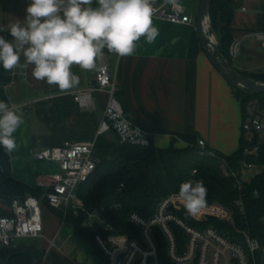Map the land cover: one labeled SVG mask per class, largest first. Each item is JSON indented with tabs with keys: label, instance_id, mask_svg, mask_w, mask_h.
Masks as SVG:
<instances>
[{
	"label": "crops",
	"instance_id": "obj_1",
	"mask_svg": "<svg viewBox=\"0 0 264 264\" xmlns=\"http://www.w3.org/2000/svg\"><path fill=\"white\" fill-rule=\"evenodd\" d=\"M176 1L184 5L193 22L177 23L153 16L159 30L154 43L147 44L141 38L136 54L127 58L105 50L90 74L79 66L75 71L72 66L80 84L69 93L34 79L31 66L24 76L18 70L12 72L18 71V75L5 86L8 99L4 102L22 114L24 123L14 133L17 148L10 153L11 173L16 180L42 189L37 197L44 229L43 235L19 237L6 247L0 243V264H110L98 244L85 234H77L67 214L62 216L61 208L48 203L47 181L60 167L36 155L48 146L96 140L109 98L107 89L94 86L103 63H109L113 70L118 97L127 114L153 132L154 145L183 147L189 143L183 135L196 134L224 154L239 149L245 121L241 101L203 49L196 14ZM230 2L232 42H239L232 62L240 71L260 72L259 67L264 66V40L256 33H264V0ZM79 89L90 90L88 105L75 99ZM13 199L9 186L0 181V214H12Z\"/></svg>",
	"mask_w": 264,
	"mask_h": 264
},
{
	"label": "trees",
	"instance_id": "obj_2",
	"mask_svg": "<svg viewBox=\"0 0 264 264\" xmlns=\"http://www.w3.org/2000/svg\"><path fill=\"white\" fill-rule=\"evenodd\" d=\"M211 22L219 39L224 55L232 61L230 44L233 41V29L230 20L233 8L230 0H212L210 7ZM220 21L223 24H220ZM240 71V70H239ZM243 74L264 81V71L243 72ZM12 72L0 67V100L8 99L5 86L13 76ZM233 86L236 97L241 101L243 116L247 117V103L258 99L264 107V92H248ZM243 130V128H242ZM189 143L183 147L171 145L158 147L122 143L115 130L100 133L96 138L95 155L97 166L92 175L78 187V194L85 202L86 210L74 214L69 211L66 219L70 220L77 234H85L95 244V233L86 223L88 210L99 211L102 221L95 219L100 231L104 233H126L130 237H141L140 228L129 218L131 211H137L145 217H151L158 203L167 195L178 192L181 182L192 179L203 181L207 188V203H218L228 208L233 221L209 216L206 220H196L189 216L184 208L175 212L191 224L204 227L213 225L233 240L243 242L244 231L259 239L264 245V141L256 154H244L246 146H252L246 139L245 131L241 135L240 147L233 154H224L217 149H202L196 134H184ZM222 157H225L233 169L243 173L244 161L254 163L259 170L249 179H243L242 187L235 182V177L224 169ZM195 170V171H194ZM0 181L9 186L12 197L24 199L28 194L38 196L41 188H33L16 180L11 173L10 153L0 147ZM123 184V186H121ZM241 201L239 205L237 202ZM101 206L105 208L102 210ZM60 214L64 216L61 209ZM105 224L112 229L105 231ZM181 248L186 244V234L180 226H174ZM158 243L159 264H175L168 254V241L160 229L154 227ZM262 250L257 253L260 263Z\"/></svg>",
	"mask_w": 264,
	"mask_h": 264
},
{
	"label": "built area",
	"instance_id": "obj_3",
	"mask_svg": "<svg viewBox=\"0 0 264 264\" xmlns=\"http://www.w3.org/2000/svg\"><path fill=\"white\" fill-rule=\"evenodd\" d=\"M153 8V16L177 23L194 21L193 17L186 13L184 5L176 0L174 3L171 0H155ZM256 36L264 40L263 32L256 33ZM238 50L239 42H232L231 57H235ZM94 86L107 89L109 93L100 133L113 129L122 143L142 146L153 143V132L135 122L127 114L118 97V84L109 63L99 66ZM74 96L81 105L90 103V90L79 89ZM242 128L246 139L252 141L254 133L257 132V141H259V136L264 134V118L258 115L246 119ZM95 143L96 140L66 142L63 145L45 147L36 153L40 159H50L59 164L60 170L52 173L47 181L50 189L46 193V198L51 206L63 209L64 214L69 211L79 214L80 211L87 209L77 191L79 185L85 182L96 169ZM198 144L203 150L208 147L204 138H199ZM258 149L257 142L253 143L252 146L245 147L244 154H256ZM222 160L225 171L235 177L239 187H242L244 171L247 168L257 167L252 162L244 161L242 164L244 171L240 174L238 170L233 169L225 157H222ZM237 203L242 204L240 200ZM104 208L101 206L102 210ZM182 208H184L183 201L179 198L178 192H175L158 203L151 217L131 211L129 218L140 228V238L130 237L126 233L100 231L94 224L95 219L102 221L99 211L88 210L89 218L86 223L95 233L96 243L109 259L110 264H159L155 226L160 227L164 233L168 241L169 257L175 264H260L257 253L263 249L264 245L258 238L244 231V241L239 242L223 234L213 225L195 226L177 215L175 211ZM41 211V202L37 196L14 198L12 214H0V243L6 247L19 237L43 235ZM211 215L233 221L232 212L218 203L206 204L198 215L192 217L196 220H206ZM174 226H180L186 234L184 248H181L178 242ZM110 229L112 226L105 224L104 230ZM50 242L54 243L53 240Z\"/></svg>",
	"mask_w": 264,
	"mask_h": 264
},
{
	"label": "clouds",
	"instance_id": "obj_4",
	"mask_svg": "<svg viewBox=\"0 0 264 264\" xmlns=\"http://www.w3.org/2000/svg\"><path fill=\"white\" fill-rule=\"evenodd\" d=\"M175 2V0H171ZM155 0H28L25 16L0 35V67L24 76L31 66L34 79L69 93L80 84L72 71L77 65L91 71L105 50L119 58L136 54L137 43L155 42L159 30L153 24ZM24 123L22 114L0 101V147L17 148L14 133ZM178 196L189 216L207 203L203 181L187 179Z\"/></svg>",
	"mask_w": 264,
	"mask_h": 264
},
{
	"label": "water",
	"instance_id": "obj_5",
	"mask_svg": "<svg viewBox=\"0 0 264 264\" xmlns=\"http://www.w3.org/2000/svg\"><path fill=\"white\" fill-rule=\"evenodd\" d=\"M211 3L212 0H200L196 13L197 32L203 49L213 65L231 84L252 93L264 92V81L243 74L222 52L218 35L211 22ZM8 31L9 29H0V35L11 38ZM257 139L258 133L255 132L252 143H256ZM89 211H91V209H89ZM260 264H264V246L261 253Z\"/></svg>",
	"mask_w": 264,
	"mask_h": 264
},
{
	"label": "rangeland",
	"instance_id": "obj_6",
	"mask_svg": "<svg viewBox=\"0 0 264 264\" xmlns=\"http://www.w3.org/2000/svg\"><path fill=\"white\" fill-rule=\"evenodd\" d=\"M181 2H183L184 4L187 5L188 7V11L196 14L197 12V8H196V4L199 3L198 1L200 0H180ZM27 5H23V4H19V6L17 7V10L14 11L13 15H11L8 19L7 22H3V20L0 18V27H6L7 29H10V26L14 23L17 22H21L25 16V9H26ZM242 58L244 59L245 57L242 56ZM98 62V61H97ZM76 66L77 65H73L74 70L76 71ZM258 70H264V66L263 67H259ZM93 71V70H92ZM92 71H88V73H92ZM18 71H16V74H11L14 78V75H18L17 73ZM5 89L7 90V88L5 87ZM9 93L12 91V89L8 90ZM261 102L258 99H252L247 103V118H251V117H255V116H261L264 118V107H261ZM259 141L262 142L264 141V136L263 134L260 135L259 137ZM259 170L258 167H251V168H247L244 173H243V178H246L247 176L251 177L253 176L257 171ZM2 246H0L1 248ZM3 248V247H2ZM1 248V249H2ZM1 252V250H0Z\"/></svg>",
	"mask_w": 264,
	"mask_h": 264
},
{
	"label": "flooded vegetation",
	"instance_id": "obj_7",
	"mask_svg": "<svg viewBox=\"0 0 264 264\" xmlns=\"http://www.w3.org/2000/svg\"><path fill=\"white\" fill-rule=\"evenodd\" d=\"M28 0H0V18L3 22H7V19L13 15L17 10L19 4L27 5ZM0 29H7L1 26Z\"/></svg>",
	"mask_w": 264,
	"mask_h": 264
}]
</instances>
